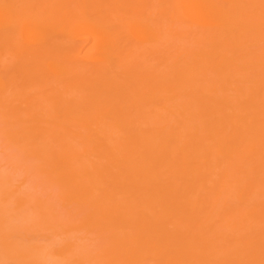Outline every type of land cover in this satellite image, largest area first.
<instances>
[{
    "label": "bare ground",
    "instance_id": "obj_1",
    "mask_svg": "<svg viewBox=\"0 0 264 264\" xmlns=\"http://www.w3.org/2000/svg\"><path fill=\"white\" fill-rule=\"evenodd\" d=\"M0 264H264V0H0Z\"/></svg>",
    "mask_w": 264,
    "mask_h": 264
}]
</instances>
